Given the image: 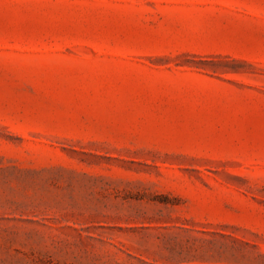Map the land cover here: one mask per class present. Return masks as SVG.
<instances>
[{
    "label": "rangeland",
    "instance_id": "374dc122",
    "mask_svg": "<svg viewBox=\"0 0 264 264\" xmlns=\"http://www.w3.org/2000/svg\"><path fill=\"white\" fill-rule=\"evenodd\" d=\"M0 264H264V0H0Z\"/></svg>",
    "mask_w": 264,
    "mask_h": 264
}]
</instances>
